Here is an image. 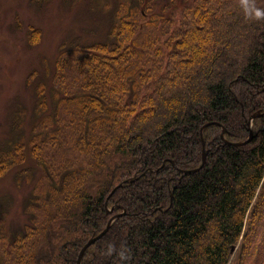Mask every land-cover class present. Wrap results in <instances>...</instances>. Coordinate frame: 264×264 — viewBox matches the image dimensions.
<instances>
[{"label":"trees","instance_id":"obj_1","mask_svg":"<svg viewBox=\"0 0 264 264\" xmlns=\"http://www.w3.org/2000/svg\"><path fill=\"white\" fill-rule=\"evenodd\" d=\"M135 1L107 39L61 47L0 151V181L32 185L1 264H77L124 212L83 264H264V116L227 143L264 112V0Z\"/></svg>","mask_w":264,"mask_h":264},{"label":"rangeland","instance_id":"obj_2","mask_svg":"<svg viewBox=\"0 0 264 264\" xmlns=\"http://www.w3.org/2000/svg\"><path fill=\"white\" fill-rule=\"evenodd\" d=\"M122 3L0 0V151L15 144L18 136H28L35 120V95L38 87L49 82L61 47L75 38L81 44L107 39ZM30 37L36 42L29 41ZM17 174L11 171L0 181V236L10 237L29 223L25 206L32 191L28 185L31 175ZM39 175L38 171L35 178ZM248 264L256 263L250 258Z\"/></svg>","mask_w":264,"mask_h":264},{"label":"water","instance_id":"obj_3","mask_svg":"<svg viewBox=\"0 0 264 264\" xmlns=\"http://www.w3.org/2000/svg\"><path fill=\"white\" fill-rule=\"evenodd\" d=\"M264 116V112H262V111H258V112H256L251 118H250V120H249V122H248V125H249V130H250V137L247 139V140H245V141H243V142H240V143H237V144H235V146H237V147H240V146H244V145H247V144H249L251 141H252V139H253V130H252V126H253V121L255 120V119H257V118H261V117H263ZM210 125H212V124H208V125H206V126H204V128H206V127H208V126H210ZM204 128H203V130H204ZM202 130V131H203ZM225 134H226V129L225 128H223V133H222V137L224 138V140H226V138H225ZM203 147H204V150H203V162H202V166L200 167V168H198V169H195V170H187V171H183V173L184 174H189V173H195V172H197L199 169H201L204 165H205V163H206V159H207V152H206V149H205V142L203 141ZM134 180H129V181H127V183H132ZM123 186V184L122 185H120L118 188H120V187H122ZM117 188V189H118ZM116 190H114V192H115ZM126 215V213L124 212V213H122V214H118V215H116V216H113L111 219H110V221H109V223H108V225H107V227L100 233V234H98V235H96V236H94L93 238H91L85 245H84V247L82 248V250L80 251V254H79V256H78V259H77V264H83V258H84V256H85V253L87 252V250L89 249V248H91L93 245H95L98 241H100L109 231H110V229L112 228V226H113V224H114V222H116V220H118V219H120L122 216H125Z\"/></svg>","mask_w":264,"mask_h":264},{"label":"bare ground","instance_id":"obj_4","mask_svg":"<svg viewBox=\"0 0 264 264\" xmlns=\"http://www.w3.org/2000/svg\"><path fill=\"white\" fill-rule=\"evenodd\" d=\"M253 115H254V114H253ZM253 115H252V116H253ZM252 116H251V117H252ZM251 117H250V118H251ZM250 118H249V120H250ZM249 120H248V122H249ZM255 120H256V119H255ZM255 120H254V121H255ZM254 121H253V122H254ZM226 135H227V130H226L225 137H226ZM227 143L230 144V145H233V146H235V144H237V143L228 142V141H227ZM239 143H240V142H239ZM235 147H237V146H235Z\"/></svg>","mask_w":264,"mask_h":264}]
</instances>
